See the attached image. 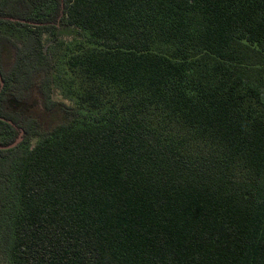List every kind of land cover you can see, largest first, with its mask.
<instances>
[{
	"label": "trees",
	"instance_id": "trees-1",
	"mask_svg": "<svg viewBox=\"0 0 264 264\" xmlns=\"http://www.w3.org/2000/svg\"><path fill=\"white\" fill-rule=\"evenodd\" d=\"M64 80L95 115L42 132ZM20 134L6 264H264V0H0V147Z\"/></svg>",
	"mask_w": 264,
	"mask_h": 264
},
{
	"label": "rangeland",
	"instance_id": "rangeland-1",
	"mask_svg": "<svg viewBox=\"0 0 264 264\" xmlns=\"http://www.w3.org/2000/svg\"><path fill=\"white\" fill-rule=\"evenodd\" d=\"M17 36L20 40H23L25 37L24 33H19ZM82 38L79 35L78 31L72 27L59 24L53 35L45 34L43 36V43L47 51L53 54V70L54 77L57 79H65L67 76L66 66H65V55L68 52V46L73 44L76 41H81ZM67 83L62 81V84L55 88L52 93V99L56 102H64L67 106H70L73 109H67L66 107L56 106L50 110L45 109L36 105L32 112L36 117L38 122V128L42 132H49L55 126L70 121L73 117L82 118L83 116L95 115V112H88L86 110L77 109L76 103L73 100L65 99L64 92L68 90ZM34 101V100H33ZM35 102V101H34ZM71 111H74L75 114H72ZM37 141L36 138L32 140V144H35ZM7 196L5 191H0V201ZM0 264H6L5 255L0 250Z\"/></svg>",
	"mask_w": 264,
	"mask_h": 264
},
{
	"label": "water",
	"instance_id": "water-1",
	"mask_svg": "<svg viewBox=\"0 0 264 264\" xmlns=\"http://www.w3.org/2000/svg\"><path fill=\"white\" fill-rule=\"evenodd\" d=\"M22 135H23V134H20V136L18 137V139H17L13 144H11V145H9V146H6V147H0V150H1V149H11V148L16 147V146L21 142V140H22Z\"/></svg>",
	"mask_w": 264,
	"mask_h": 264
}]
</instances>
